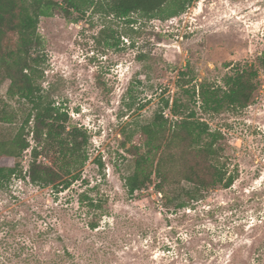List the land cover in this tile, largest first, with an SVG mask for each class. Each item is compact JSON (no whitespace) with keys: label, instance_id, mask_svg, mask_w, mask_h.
I'll return each mask as SVG.
<instances>
[{"label":"rangeland","instance_id":"1","mask_svg":"<svg viewBox=\"0 0 264 264\" xmlns=\"http://www.w3.org/2000/svg\"><path fill=\"white\" fill-rule=\"evenodd\" d=\"M102 8L89 6L78 20L77 12L40 19V82L67 111V130L87 133L88 159L61 192L33 184L30 132L23 172L0 188V264H264V0H194L175 18L137 12L132 23ZM237 70L256 85L245 108L207 114L187 92L204 82L224 86ZM8 85L0 75L1 95ZM167 99L223 131L224 159L238 174L231 187H213L181 209L165 206L154 182L134 194L125 185L138 146L145 150L140 127L160 111L180 118L164 107ZM169 140L164 150L175 156L177 177L184 161L204 162L188 142ZM42 145L39 160L51 165L54 149ZM84 191L103 209L80 205Z\"/></svg>","mask_w":264,"mask_h":264},{"label":"trees","instance_id":"2","mask_svg":"<svg viewBox=\"0 0 264 264\" xmlns=\"http://www.w3.org/2000/svg\"><path fill=\"white\" fill-rule=\"evenodd\" d=\"M193 1L0 0V75L9 81L6 96L0 94V123L8 132L7 136L0 138V188L13 175L23 172L20 159L31 146L30 132L37 142L32 148L26 172L33 184L52 186L56 192H61L80 178L75 168L88 159L84 151L88 143L87 133L78 126L67 130V111L47 99L40 82L46 60L44 42L38 31L41 17L59 14L69 18L77 12L80 16L74 19L78 20L89 6L96 4L104 7L108 14L132 23L131 15L137 12L148 17L175 18ZM255 86L252 73L237 70L225 77L224 86L204 82L200 84L199 91L193 86L187 92L192 93L195 99L196 96L200 98L203 112L214 114L223 108L237 110L247 107ZM14 98L17 99L16 105L10 102ZM181 106L176 99L171 106L170 101L165 100L164 107H171L172 114L180 115V118L172 119V122L160 111L152 122L140 127L145 150L139 151L138 146L134 171L125 177L129 193L134 194L154 182L164 205L171 204L177 209L189 206L191 201L203 197L213 187H231L238 175L233 171L229 173L227 159H224L223 131L212 129L207 120L196 117L193 109L181 110ZM32 123L34 125L30 126ZM166 139L188 142V147L202 155L204 162L195 161L189 165L184 161L180 177H177L175 156L164 150L168 145ZM43 143L47 149H54L51 165L39 160L45 148ZM153 175L156 181H153ZM78 200L80 205L88 207V211L103 209L99 201L86 191L80 193ZM102 212L96 213L99 216ZM98 223L99 219L93 218L88 226L94 229Z\"/></svg>","mask_w":264,"mask_h":264}]
</instances>
